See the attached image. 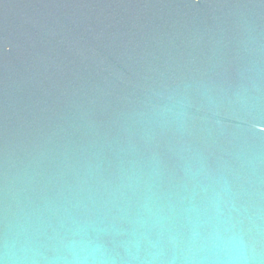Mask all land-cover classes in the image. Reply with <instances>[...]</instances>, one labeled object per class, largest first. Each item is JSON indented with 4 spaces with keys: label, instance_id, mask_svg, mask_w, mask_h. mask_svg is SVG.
<instances>
[{
    "label": "water",
    "instance_id": "95a60500",
    "mask_svg": "<svg viewBox=\"0 0 264 264\" xmlns=\"http://www.w3.org/2000/svg\"><path fill=\"white\" fill-rule=\"evenodd\" d=\"M0 264H264V0H0Z\"/></svg>",
    "mask_w": 264,
    "mask_h": 264
}]
</instances>
